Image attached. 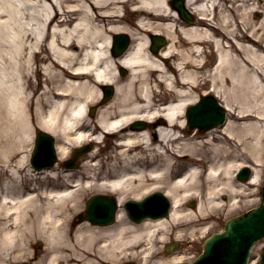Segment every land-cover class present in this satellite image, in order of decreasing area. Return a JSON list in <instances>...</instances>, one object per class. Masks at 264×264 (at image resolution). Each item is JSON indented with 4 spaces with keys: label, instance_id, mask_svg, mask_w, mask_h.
<instances>
[{
    "label": "bare ground",
    "instance_id": "1",
    "mask_svg": "<svg viewBox=\"0 0 264 264\" xmlns=\"http://www.w3.org/2000/svg\"><path fill=\"white\" fill-rule=\"evenodd\" d=\"M175 2L0 0V264L8 255L19 258L25 250L32 251L35 239L47 241L56 259L57 245L70 240L62 234L65 220L82 211L90 194L97 191L118 194L123 202L125 194H133L127 193L130 190L141 189L142 193L153 184L164 183L174 208L168 219L141 225L128 222L123 210L119 225L112 228L81 225L69 241L68 254L75 261L84 256L81 249L108 252L117 247L113 250L119 248L120 260L140 250L144 255L141 264H150L151 239L159 230L169 228V223H197L209 218L210 210L230 212L238 208V197L246 204H256L264 173V0ZM183 5L194 15L193 21L181 18L178 10L184 11ZM117 34L132 38L130 48L119 58L111 53ZM155 35L168 39L159 52L149 49L150 37ZM206 48L217 57L211 69H206V62L199 66L194 62L206 57ZM168 59L180 61L168 63ZM120 67L130 70L125 80L117 74ZM175 70L180 72L178 76ZM41 71L42 84L39 80L35 83L33 78ZM201 71L209 73L210 91L226 95L228 108L245 120L230 121L223 130L225 138H214L204 181L198 151L202 143L212 141V133L203 137L196 133L190 138L182 135L185 110L197 100L194 89L202 81ZM110 83L116 87L115 98L91 119L88 107ZM163 84L165 92L159 93L156 89ZM229 90L236 98L227 95ZM164 97L168 102L159 104ZM159 116L167 123L159 124L152 133L132 129L136 119L151 121ZM38 129L56 136L61 158L68 155L70 145L89 140L96 143L99 151L83 160L84 176L65 173L62 183L35 184L37 178L59 173L56 168L37 173L29 165L27 152ZM110 132L115 133L116 147L113 154L100 158L101 143ZM231 140L255 162L246 185L233 178L235 169L248 162L237 158L239 148H232ZM26 178L29 186H25ZM202 184L207 187H200ZM203 189L205 207L201 201L199 211L182 208L184 196ZM226 191L232 201L222 204L220 195ZM203 226L194 229L208 228ZM165 234L163 231V238ZM100 238L101 246L94 243ZM127 259L133 264L132 258Z\"/></svg>",
    "mask_w": 264,
    "mask_h": 264
},
{
    "label": "rangeland",
    "instance_id": "2",
    "mask_svg": "<svg viewBox=\"0 0 264 264\" xmlns=\"http://www.w3.org/2000/svg\"><path fill=\"white\" fill-rule=\"evenodd\" d=\"M133 15H132V13L130 14V17H132ZM206 50V57H204V59L203 58H201V59H195V61L194 62H196L197 63V65L199 66L200 64H202V63H204V62H206V66L208 67V63L211 61V58H212V56L210 55V51H209V49L208 48H206L205 49ZM174 59H172L171 61H173ZM175 61L176 62H179L180 61V59H175ZM175 71H177V70H175ZM175 74H176V76H178L179 75V71H177V72H174ZM44 73H43V71H41V72H39V74H38V78L37 77H34L33 78V80H34V82L35 83H37V80H39L40 82H41V84H42V80H43V78H44ZM199 75H201V79H202V81L201 82H199L200 83V85H198L197 87H195V94L197 95V97L196 98H199L198 96L201 94V93H203V92H206L205 91V89H207V87H206V85H205V82H204V80H205V78L207 77V76H209V74L208 73H205L204 71H201L200 72V74ZM199 78V79H200ZM222 84L223 83H221V86H222ZM228 86H230V88L232 87V85L231 84H228ZM41 87V86H40ZM165 86H164V84L163 85H161L159 88H157L156 90H158V92L160 93V92H165V88H164ZM39 92L37 91V94H38ZM227 95H229V96H233V98H236V94L235 93H231V91L229 90V92L227 93ZM157 98H159V97H157ZM223 98H226V95H224V97ZM162 100H166V98L164 97ZM233 103H236V105L238 104V102L237 101H235V102H233ZM92 118H95V117H92ZM263 123V122H262ZM264 124V123H263ZM187 136H191V133H187ZM215 137H219L220 139H221V137L222 138H225V134L224 133H222V132H215ZM104 144V146H106V148L105 147H103V148H105L109 153H111V151L114 149V146H115V140H114V137L112 136V137H106V139H105V142L104 143H102V145ZM230 145L232 146V148H235L236 146L239 148L238 149V151H239V153H240V156H238L237 158L239 159H243V160H245V161H250L249 160V156H247V154H246V156H245V153L243 152V151H245L244 149H242V148H240V146H239V143L236 141V140H231V142H230ZM93 146H94V144H93ZM211 146H212V143L211 142H205V143H202L200 146H199V151H198V156H200V157H206V156H208V154L211 152ZM244 153V154H243ZM111 154H113V153H111ZM59 156V155H58ZM263 168V167H262ZM2 177H5V175L3 174L2 175ZM151 176H149V178H150ZM170 177V176H169ZM148 178V179H149ZM27 179V178H26ZM25 179V180H26ZM261 184L263 185V183H264V173H263V176L261 177ZM130 191H132V192H135V191H133V190H130ZM99 192H101V191H97V192H93V193H99ZM224 195H225V199L223 198L224 196H222V199L225 201L224 202V204L226 203V202H230L231 201V193L229 192V191H226L225 193H224ZM207 200L206 199H204V201H203V206L206 204L207 205ZM205 203V204H204ZM205 205V206H206ZM204 206V207H205ZM249 207H251V206H249V205H246V204H244V205H242V209L241 210H239V211H244V210H247V209H249ZM235 211H237V209L235 210ZM215 213V212H214ZM236 214H237V212H235ZM234 213V214H235ZM231 211L230 212H228L227 210H224V212H217V213H215V215H217V217H215V221H213L212 222V225H213V230L212 231H219V230H221L222 229V226H223V224H222V222L224 223V220L226 219V218H228V217H230L231 215H234V214H231ZM175 233L176 234H180L178 231L176 232V231H173V230H170L169 231V234L167 233V235H169V236H171V237H173V234L175 235ZM185 234V233H184ZM204 233H202V232H200V233H198L196 236V238L197 239H200V241L199 242H192V243H190L189 241H185V242H182L183 243V246H184V248H182V250L181 251H177L178 253H183V252H185L186 253V255L187 256H190V255H192V254H196L197 252L199 253L200 251H201V245H200V242H201V236L203 235ZM186 235H188V234H186ZM186 235H184V237H186ZM173 239V238H172ZM179 239V238H178ZM174 240V239H173ZM163 243V242H162ZM162 243H161V245H162ZM158 247H159V249L161 248V246H160V244L158 245ZM163 248V247H162ZM264 248V240L263 241H261V242H259L257 245H256V247L254 248V250H253V257L255 258L254 259V261L251 263V264H255L256 263V261L259 259V255H260V251L262 250ZM163 250H164V248H163ZM165 252V251H164ZM175 253V251H173V253H171V254H174ZM154 254V257H152V259L151 260H149V261H152L150 264H156L159 260H165L166 262H164V263H159V264H169L170 263V258L171 257H169V256H172V255H170V254H168V253H162L160 256H155V252L153 253ZM163 256V257H162ZM141 258L143 259V254H142V251H140V250H138L136 253H135V255L132 257V259L133 260H135L134 262H136V263H138V264H140L141 263ZM125 261V260H124ZM123 262V261H122ZM120 264V263H119Z\"/></svg>",
    "mask_w": 264,
    "mask_h": 264
},
{
    "label": "water",
    "instance_id": "3",
    "mask_svg": "<svg viewBox=\"0 0 264 264\" xmlns=\"http://www.w3.org/2000/svg\"><path fill=\"white\" fill-rule=\"evenodd\" d=\"M248 219L249 223L243 221H234L228 224L226 233L211 240L208 248L214 249L215 247L216 249V246L214 245L219 244L220 247H218L217 250H219V254H221L224 250L223 252L225 254V259L228 261V264H245L247 255L250 252V246L258 238L264 235V206L259 213L253 214V216H250ZM259 220L261 222H259ZM251 223L257 224V233H253L251 239L247 240V244H245L243 241L245 240L244 233L247 231V226H249ZM238 228H241L242 230L238 231ZM220 242H222L224 245L220 244Z\"/></svg>",
    "mask_w": 264,
    "mask_h": 264
}]
</instances>
